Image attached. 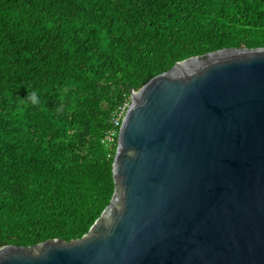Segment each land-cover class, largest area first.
I'll return each mask as SVG.
<instances>
[{
    "label": "trees",
    "instance_id": "trees-1",
    "mask_svg": "<svg viewBox=\"0 0 264 264\" xmlns=\"http://www.w3.org/2000/svg\"><path fill=\"white\" fill-rule=\"evenodd\" d=\"M264 48V0H0V248L82 238L112 116L177 62Z\"/></svg>",
    "mask_w": 264,
    "mask_h": 264
},
{
    "label": "water",
    "instance_id": "water-1",
    "mask_svg": "<svg viewBox=\"0 0 264 264\" xmlns=\"http://www.w3.org/2000/svg\"><path fill=\"white\" fill-rule=\"evenodd\" d=\"M130 97L89 231L0 264H264V48L185 59Z\"/></svg>",
    "mask_w": 264,
    "mask_h": 264
},
{
    "label": "built area",
    "instance_id": "built-area-1",
    "mask_svg": "<svg viewBox=\"0 0 264 264\" xmlns=\"http://www.w3.org/2000/svg\"><path fill=\"white\" fill-rule=\"evenodd\" d=\"M131 98V97H130ZM130 98L125 101V103L114 113L112 116V125L113 128L106 133L103 143L112 148L115 139H118L119 129L126 114V111L130 105Z\"/></svg>",
    "mask_w": 264,
    "mask_h": 264
}]
</instances>
